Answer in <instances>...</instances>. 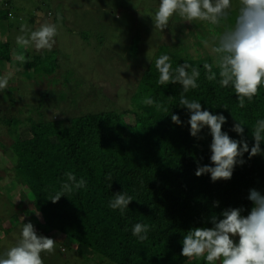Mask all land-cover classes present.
<instances>
[{
    "label": "trees",
    "instance_id": "16d2710c",
    "mask_svg": "<svg viewBox=\"0 0 264 264\" xmlns=\"http://www.w3.org/2000/svg\"><path fill=\"white\" fill-rule=\"evenodd\" d=\"M38 1L46 6L43 0ZM59 2L58 7L65 5L64 0ZM46 14L53 17L51 11ZM10 17L9 11H0V21ZM41 18L44 16H31L28 26L34 27ZM231 25L229 21H222L219 26H192L189 32L178 29L176 41L171 45H159L155 59L143 71L131 96L132 102L130 98L129 110L75 113L83 94H103L101 86L91 85L89 81V84L78 86H90L100 92L86 88L79 93L71 92V96L66 91L61 92V102L53 111L54 118L48 119L42 111V108L50 109L46 99L34 109L37 119L32 114L25 118L6 117L3 123L9 128L28 127L31 131L28 139H21L14 129L10 131L9 141L0 140V152L7 156L3 160L13 173V178L3 188H19V201L27 206L26 211L18 213L32 212L39 233H57L66 243L74 242L75 253L84 256L90 264L97 263L92 261L95 257H102L101 262L106 259L110 264H206L203 260L190 262L180 255L183 236L193 227H210V216L219 215L225 208H250L251 202L246 198L249 189L264 192V155L249 160L246 153V163L236 166L229 181L213 183L210 174L197 177L198 163H211L209 130H202V139L190 135L187 124L190 114L179 105L182 87L179 84L160 85L155 60L166 54L170 56L173 69L185 61L197 67L201 72L197 80L199 87L184 93L185 97L200 102L213 114L225 115L227 123L223 130L234 139L240 138L230 130L234 117L244 122L245 136L251 147L254 140L250 128L258 119H264V87L252 102L246 101L245 107L240 108L234 90L221 88L218 80L208 81L203 68L205 62L213 63L210 48ZM196 28L206 36L201 41L209 43L208 48L202 43L205 56L195 55L192 48L190 36L197 40L195 46L200 42ZM3 39H0L2 64L11 63L19 74H43L48 85L60 79L61 69L56 59L29 55L23 66L15 59L20 52L16 54L10 42ZM213 70L218 72L215 66ZM48 96L46 91L45 98ZM146 97L161 104V110L157 111L155 104L145 105L143 99ZM171 114L179 115L182 124H174ZM261 147L264 148V143ZM68 172L73 173L77 181L83 178L86 186L74 189L53 203L50 198L61 191ZM118 192L133 198L123 214L109 207ZM217 201L219 206L214 207ZM136 223L150 227L147 240L141 242L132 234Z\"/></svg>",
    "mask_w": 264,
    "mask_h": 264
},
{
    "label": "clouds",
    "instance_id": "9594fccd",
    "mask_svg": "<svg viewBox=\"0 0 264 264\" xmlns=\"http://www.w3.org/2000/svg\"><path fill=\"white\" fill-rule=\"evenodd\" d=\"M232 8V0H159L155 13L149 12L147 16L152 19L154 31L168 29L174 16H179L184 23L206 22L219 26L222 21L229 20ZM20 31L24 35H18L16 43L23 48L34 47L37 52L51 51L56 44L58 29L54 23H41L35 30L21 26ZM203 43L206 48L209 47L208 41ZM210 52L214 57L213 63L203 64L206 79L210 82L218 80L221 88L231 87L237 97L238 106L244 108L245 102H252L259 94L260 88L264 87V0H239L234 22L211 46ZM147 58L151 62L148 55ZM15 59L25 61L23 55H16ZM214 66L218 72L213 70ZM155 68L159 73L160 85H181L183 91L179 105L186 108L190 114L187 121L190 125V135L202 139V130H209L211 163H198L195 171L197 177L210 174L213 183L229 181L233 178L236 166L246 163V153L249 160L264 155V148L261 147L264 143V119H258L250 128L254 140L250 147L245 136L244 122L233 116L234 122L230 130L240 137L234 139L223 130L227 123L225 115L213 114L203 108L200 102L185 97L184 93L199 87L197 80L201 72L197 67L185 61L173 69L170 56L164 54L155 60ZM8 82V75L0 77V91L7 89ZM143 103L147 106L155 104L157 111L163 107L149 97L144 98ZM163 110L167 111V108ZM171 120L176 125L182 124L177 114H171ZM66 177L67 181L62 185L61 191L50 198L53 203L74 189L86 186L83 178L77 181L71 172L66 173ZM108 178L111 179V176ZM246 198L251 202L250 208H225L219 215L210 216V227L197 226L188 230L183 236L180 255L190 262L203 260L206 264H264V192L252 188ZM132 201L131 196L118 192L109 202V207L118 209L123 214ZM218 206L217 201L214 207ZM149 231L148 225L136 223L132 234L143 242L148 239ZM55 245L56 240L38 234L33 223H24L20 238L0 254V264H44L42 254H53Z\"/></svg>",
    "mask_w": 264,
    "mask_h": 264
},
{
    "label": "rangeland",
    "instance_id": "374dc122",
    "mask_svg": "<svg viewBox=\"0 0 264 264\" xmlns=\"http://www.w3.org/2000/svg\"><path fill=\"white\" fill-rule=\"evenodd\" d=\"M49 1L43 0L46 4L44 6L39 4L38 0H0V11H9L11 16L9 19L0 21V39L9 41L16 54L20 52L24 57L36 54L50 56V59L54 58L58 61L61 69L60 79L48 85L47 78L43 74L35 76L31 73V75L19 74L16 66L11 63L2 64L0 61V77L9 76L8 87L3 90L5 95L3 92L0 93L1 141L5 139L9 141L10 131L16 130L3 123L6 117L9 118L12 115L10 117L12 119L20 116L25 118L32 114L37 119L34 109L38 108L42 101L45 103L46 99V106L50 109L42 108V111L50 119L53 117L54 109H57L56 104L61 102L59 98L61 92L66 91L69 96L74 91L79 93L86 87H80L78 84L86 85L89 81L91 85L101 86L103 88L101 92L93 90L103 94L94 96L80 93L82 96L75 113L102 110L122 112L131 109L130 98L136 84L143 71L155 59L159 45L173 44L180 29L189 32L194 26H210L206 22L184 23L179 16H174L169 22L168 29L154 31L152 19L147 16V13H155L159 0H64L65 5L60 7H58L59 0ZM233 1L234 6L228 20L230 23H233V18L239 9V0ZM49 11L53 17L46 14ZM38 13L44 18H41L42 20H39L34 27L28 26L31 16L36 18ZM44 22L57 23L58 35L51 51L37 52L34 47L23 48L17 45L16 37L24 35L20 31L21 26H27L28 30H35ZM195 34L200 42L195 46L197 40L190 36L194 54L205 56L207 53L204 46L202 47L201 40H205L206 36L197 28ZM24 62H22L23 66ZM86 89L92 90L90 86ZM46 91L49 92V96L45 98ZM73 110L74 108L71 111ZM17 134L23 140L31 137L28 127H20ZM0 153V178L2 179L0 180V254H3L20 238L24 225L21 220L33 223L36 230L37 227L32 212L18 213L27 210V206L19 201L21 193L19 188H3L5 183L13 178V173L10 168H7L6 160H3L4 156L6 159L7 156L4 152ZM13 219L16 221L14 222ZM12 227L13 230H10ZM38 234L42 235L41 232ZM54 234H43L56 240L55 252L42 254L44 264H90L83 259L84 256L75 253L77 246L74 242L66 243L60 235ZM92 261L97 262L95 264H110L106 259L101 262L102 257H95Z\"/></svg>",
    "mask_w": 264,
    "mask_h": 264
}]
</instances>
